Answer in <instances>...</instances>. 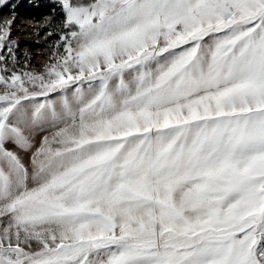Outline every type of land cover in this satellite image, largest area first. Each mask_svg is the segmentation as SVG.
<instances>
[{"label": "snow or ice", "instance_id": "6c2138e0", "mask_svg": "<svg viewBox=\"0 0 264 264\" xmlns=\"http://www.w3.org/2000/svg\"><path fill=\"white\" fill-rule=\"evenodd\" d=\"M62 7L0 75V264H264V0Z\"/></svg>", "mask_w": 264, "mask_h": 264}, {"label": "rangeland", "instance_id": "374dc122", "mask_svg": "<svg viewBox=\"0 0 264 264\" xmlns=\"http://www.w3.org/2000/svg\"><path fill=\"white\" fill-rule=\"evenodd\" d=\"M34 2L52 4V12L40 19L21 12V6L26 7ZM76 2L89 3L91 0ZM65 18L62 0H7L4 5H0V24L13 21L10 35L4 42L5 48L0 51V55L5 57L0 60V69L6 68L7 71H0V75L9 77L12 72L45 73L49 65L56 63L57 59L65 54L61 37L70 31L64 27ZM58 45L60 47H57ZM8 46L12 47L14 58L13 54L8 53ZM3 90L4 86L0 84V92ZM47 134L40 133L34 137L31 151H23L12 144L6 147L17 152L31 170L32 152L40 146L43 136Z\"/></svg>", "mask_w": 264, "mask_h": 264}, {"label": "trees", "instance_id": "16d2710c", "mask_svg": "<svg viewBox=\"0 0 264 264\" xmlns=\"http://www.w3.org/2000/svg\"><path fill=\"white\" fill-rule=\"evenodd\" d=\"M89 2V0H86ZM21 12L36 19L42 18L45 14L52 12L53 5L49 3H30L26 7H20Z\"/></svg>", "mask_w": 264, "mask_h": 264}]
</instances>
